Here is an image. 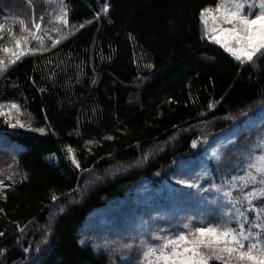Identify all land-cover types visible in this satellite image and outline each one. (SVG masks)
Instances as JSON below:
<instances>
[{
  "label": "trees",
  "instance_id": "obj_1",
  "mask_svg": "<svg viewBox=\"0 0 264 264\" xmlns=\"http://www.w3.org/2000/svg\"><path fill=\"white\" fill-rule=\"evenodd\" d=\"M216 4L0 0V105L44 129L0 117V264H111L81 244L88 216L260 114L264 56L241 64L202 38L200 11ZM17 40L25 54L10 64Z\"/></svg>",
  "mask_w": 264,
  "mask_h": 264
},
{
  "label": "rangeland",
  "instance_id": "obj_2",
  "mask_svg": "<svg viewBox=\"0 0 264 264\" xmlns=\"http://www.w3.org/2000/svg\"><path fill=\"white\" fill-rule=\"evenodd\" d=\"M258 3L259 0L253 14L259 11ZM245 11L247 12V8ZM56 22L62 24V20L57 18ZM31 23L32 41H35L38 39L37 34L41 31V26L37 30L33 25L41 23L33 19ZM20 26L22 34L28 35L25 24L20 23ZM201 27L203 33L202 23ZM204 39L215 44L206 37ZM28 49L33 48L29 45ZM18 51H22V48L16 52ZM262 107L263 105L260 106ZM259 111L257 117H246L237 127L221 134L215 140L204 141L203 154L193 161L174 166L170 178L158 183L142 182L128 190L124 197L110 201L104 208L89 215L86 225L80 231L81 244L91 246L98 254L107 255L111 259V264H142L138 248L141 239L158 243L151 240L153 233L160 229L178 232L189 217L194 226L201 217L213 220L223 218L224 212L232 208L224 192L231 191L233 201H241L236 207L247 209L248 205L243 200L242 193L264 185L249 184L247 188L241 190L240 182H233L232 177L243 176L248 170V163L264 151V148L259 146L261 138H264V107ZM12 115L16 116L15 110H12ZM213 152L218 154L219 160L213 157ZM251 171L255 174L254 170ZM180 180L195 181L200 187L189 189L180 184L178 182ZM216 188H220V191ZM263 199L254 200L253 204L258 208H264V203H260ZM248 216L254 219L255 213H248ZM125 243H132L133 249L122 251L121 246Z\"/></svg>",
  "mask_w": 264,
  "mask_h": 264
},
{
  "label": "snow or ice",
  "instance_id": "obj_3",
  "mask_svg": "<svg viewBox=\"0 0 264 264\" xmlns=\"http://www.w3.org/2000/svg\"><path fill=\"white\" fill-rule=\"evenodd\" d=\"M256 6L257 0H217L214 8L201 9L200 20L204 25L202 38L206 37L219 45L241 64L254 63L258 53L264 56V0H259V11L253 14ZM103 10L107 12L108 6L105 5ZM66 15V11L62 8L61 16L57 17L65 25H67ZM2 27L0 25V28ZM33 27L39 30L40 25L34 24ZM57 43L59 41L54 40L53 46ZM20 47L21 43L17 40L16 48L20 49ZM4 51L9 50L4 49ZM24 54L23 51L13 52V59L9 63L14 64ZM7 66L3 60H0V73L6 71ZM12 110H15V119H13ZM20 114V107L15 103L10 104L7 112L4 110V105H0V117L5 118L8 127L44 133L43 128L32 129L30 123L23 122L19 118ZM196 146L193 142L192 147ZM259 146L264 148V138H261ZM212 155L217 160L220 159L216 152ZM69 156L72 163L79 168L71 149H69ZM247 169L243 176L232 177L233 182H240L241 190L247 188L249 184L264 185V151L248 163ZM251 170H254L255 174ZM178 182L189 189L200 187L195 181L180 180ZM235 186L233 183V187ZM4 187V181L0 180V189ZM216 190L220 191V188ZM242 194L243 200L247 202V209L236 207L241 201H233L232 192L227 191L224 192V196L232 208L224 212L223 218L213 220L201 217L198 224L194 226L189 217L188 221L180 226L181 230L178 232L160 229L153 233L151 240L158 243L141 239L138 248L142 264H210L212 260L220 264H264V215H262L264 208H258L253 204L254 200L264 198V187H253ZM52 199L55 201L57 197L53 196ZM233 209H235L234 212ZM253 212L255 217L250 219L248 213ZM2 235L4 233L0 232V236ZM133 247L132 243H125L121 246V250H132Z\"/></svg>",
  "mask_w": 264,
  "mask_h": 264
}]
</instances>
